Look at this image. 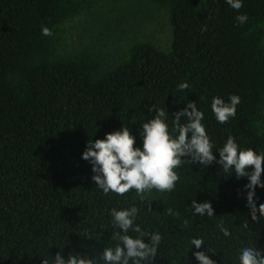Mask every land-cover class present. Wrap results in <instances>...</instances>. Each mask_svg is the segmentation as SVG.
I'll return each instance as SVG.
<instances>
[{
	"label": "trees",
	"instance_id": "trees-1",
	"mask_svg": "<svg viewBox=\"0 0 264 264\" xmlns=\"http://www.w3.org/2000/svg\"><path fill=\"white\" fill-rule=\"evenodd\" d=\"M241 13L249 19L237 26ZM43 26L53 35L42 36ZM185 81L190 89L177 91ZM233 94L242 97L237 115L220 124L212 98ZM187 102L205 112L217 148L234 136L264 152V0H244L239 12L226 0H0V264H53L61 248L65 258L99 255L114 243L110 209L133 204L142 228L163 235L155 264H198L194 252L204 248L188 253L194 236L216 250V264H233L245 246L264 249L247 178L218 163H185L174 191L143 201L135 190L105 195L93 182L82 159L90 139L125 125L142 147L139 130L156 115L149 109L175 119ZM256 197L264 204V189ZM194 199L210 201L217 216L193 215Z\"/></svg>",
	"mask_w": 264,
	"mask_h": 264
},
{
	"label": "clouds",
	"instance_id": "clouds-1",
	"mask_svg": "<svg viewBox=\"0 0 264 264\" xmlns=\"http://www.w3.org/2000/svg\"><path fill=\"white\" fill-rule=\"evenodd\" d=\"M226 3L239 12L244 7V0H226ZM248 15L241 13L236 16L237 26L248 22ZM42 36H52L47 26L41 29ZM190 84L185 81L177 86V91L185 92ZM242 97L233 94L227 100L217 95L212 98L211 111L220 124H227L237 115ZM156 111L155 118L142 124L139 135L142 147L137 145V137L125 125L119 130L109 132L103 139H90L82 153V159L92 166L93 182L105 195L115 193L124 196L135 190L136 196L143 201L145 193L153 190L172 192L176 189L181 177L176 169L185 163L200 164L207 168L218 163L223 172L237 179L247 178L245 187L246 201L253 221L264 220V204H257L256 189H264V152L257 153L252 148H243L234 136H229L222 147L217 148L207 130L205 112L198 108L197 102H187L186 106L175 113V119L168 110L152 106L149 112ZM169 118L172 123L170 124ZM186 121L181 123V121ZM215 153H219V160ZM189 157L190 159H185ZM193 215L200 217H216L215 209L210 201H191ZM171 216L180 214L172 209ZM111 226L115 230L111 234V246H104L102 252L92 254L70 253L64 257L61 252L53 257V264H155L163 242V235L157 230L147 231L138 223L140 209L133 205L110 209ZM188 223L187 220L184 221ZM248 227L247 224L244 225ZM218 231L223 237L231 239L232 231L225 226L223 220L218 222ZM88 238L93 239L92 233ZM150 237L146 242L145 238ZM193 246L203 251H195L198 264H216L210 253L216 250L207 247L205 237H192L189 250ZM233 264H264V249L257 246H245L238 249ZM187 253V255H188ZM44 264H48L44 260Z\"/></svg>",
	"mask_w": 264,
	"mask_h": 264
},
{
	"label": "rangeland",
	"instance_id": "rangeland-1",
	"mask_svg": "<svg viewBox=\"0 0 264 264\" xmlns=\"http://www.w3.org/2000/svg\"><path fill=\"white\" fill-rule=\"evenodd\" d=\"M166 26H167V25H166ZM166 26H165V28H167ZM167 29H168V28H167ZM158 30H159V32L163 30L162 27H161V25H160V27H159ZM155 36H156V39H157V37H159L157 34H156ZM159 39L161 40V44H162L163 46L166 45V42H165L164 40H162L160 37H159ZM156 42H158V41H156ZM158 44H159V42H158ZM163 46H162V49H163L164 51H167V50H165V49H167V48H165V47H163Z\"/></svg>",
	"mask_w": 264,
	"mask_h": 264
}]
</instances>
